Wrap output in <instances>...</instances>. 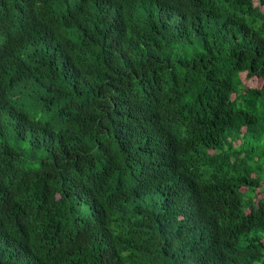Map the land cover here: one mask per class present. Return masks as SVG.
Returning <instances> with one entry per match:
<instances>
[{
  "label": "trees",
  "instance_id": "obj_1",
  "mask_svg": "<svg viewBox=\"0 0 264 264\" xmlns=\"http://www.w3.org/2000/svg\"><path fill=\"white\" fill-rule=\"evenodd\" d=\"M263 163L264 0H0V264H264Z\"/></svg>",
  "mask_w": 264,
  "mask_h": 264
},
{
  "label": "rangeland",
  "instance_id": "obj_2",
  "mask_svg": "<svg viewBox=\"0 0 264 264\" xmlns=\"http://www.w3.org/2000/svg\"><path fill=\"white\" fill-rule=\"evenodd\" d=\"M244 84H246L247 86L261 87L262 80H257V79H252L250 81L246 80V81H244ZM263 165H264V163H263ZM252 196H254V194Z\"/></svg>",
  "mask_w": 264,
  "mask_h": 264
}]
</instances>
